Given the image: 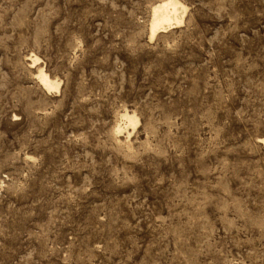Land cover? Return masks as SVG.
Segmentation results:
<instances>
[{
	"label": "rangeland",
	"instance_id": "1",
	"mask_svg": "<svg viewBox=\"0 0 264 264\" xmlns=\"http://www.w3.org/2000/svg\"><path fill=\"white\" fill-rule=\"evenodd\" d=\"M161 1L0 0V264H264V0Z\"/></svg>",
	"mask_w": 264,
	"mask_h": 264
},
{
	"label": "bare ground",
	"instance_id": "2",
	"mask_svg": "<svg viewBox=\"0 0 264 264\" xmlns=\"http://www.w3.org/2000/svg\"><path fill=\"white\" fill-rule=\"evenodd\" d=\"M186 10L187 8L179 0H162L161 2L154 5L151 9V18L149 19L148 25L150 39L154 40L159 34L168 32L169 30L180 26L184 21ZM42 81L45 82V85H47L46 87H49V89H58V85L52 84L49 78L45 77ZM126 112L127 111H125V114L122 115L123 119L127 122V124L135 126L138 122L137 117L126 114ZM116 130L118 129L116 128ZM127 131L125 132L127 133ZM121 132L122 129L119 128L118 133Z\"/></svg>",
	"mask_w": 264,
	"mask_h": 264
}]
</instances>
